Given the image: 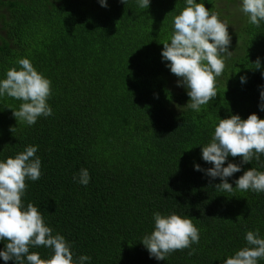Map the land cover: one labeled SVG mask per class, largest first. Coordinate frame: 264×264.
Returning <instances> with one entry per match:
<instances>
[{"label":"trees","instance_id":"obj_1","mask_svg":"<svg viewBox=\"0 0 264 264\" xmlns=\"http://www.w3.org/2000/svg\"><path fill=\"white\" fill-rule=\"evenodd\" d=\"M196 2L228 23L233 52L217 97L200 112L185 107L187 89L161 55L186 0H150L147 9L138 0H107V7L99 0H0V80L29 59L51 81L53 113L29 126L13 116L23 101L0 97V161L38 146L42 176L26 181L25 207L38 208L53 235L72 245L74 259L91 257L84 264H224L247 246L248 231L264 238V192L235 189L244 171L264 172V155L246 164L228 157L225 167L241 165L228 178L232 192L195 169L213 167L202 146L220 119H264V21L250 24L242 0ZM81 169L90 174L87 186L78 182ZM154 212L192 219L200 235L195 254L150 257L141 241L154 230ZM30 252L53 254L43 246Z\"/></svg>","mask_w":264,"mask_h":264},{"label":"clouds","instance_id":"obj_2","mask_svg":"<svg viewBox=\"0 0 264 264\" xmlns=\"http://www.w3.org/2000/svg\"><path fill=\"white\" fill-rule=\"evenodd\" d=\"M102 7H107V0H99ZM126 5L127 0H121ZM139 7L147 9L150 0H138ZM240 11L248 22L259 27L264 21V0H242ZM220 14L208 9L196 0H186V7L174 17V31L170 42L163 43L162 58L167 67L178 79V86L187 89L190 97L185 107L196 112L201 106L208 104L218 95L217 78L226 67L227 59L233 55L229 51L231 36L228 23L219 18ZM20 69L13 67L0 80V97L23 101L19 110H12L17 122L34 125L41 116H51L52 108L48 100L52 95L50 79L39 73L27 58L18 60ZM260 68L259 58L254 62ZM246 78L241 77V82ZM261 111H264V91L260 93ZM14 133L15 127L10 128ZM38 146L29 145L15 157L0 161V241H6L4 250H0V258L15 264H84L91 259L81 255L74 259L72 245L59 233L53 235V229L46 225L42 213L32 203L25 207L23 197L27 190L26 181H37L41 178V160L36 153ZM264 155V119L257 114H250L247 119L239 115L220 119L215 127L210 143L202 146V159L213 165L197 171H204L207 176L220 178L221 183L215 188L232 192V184L228 178L241 171V165L224 164L229 156L240 157L242 164L260 160ZM77 177L74 176V180ZM87 169H81L78 182L87 186L90 182ZM235 189L241 191L264 192V172L255 168L244 171L235 181ZM239 218V217H238ZM154 230L142 238V244L150 257L166 260L177 250L191 249L193 255L198 244L199 229L188 216L175 213L162 215L153 213ZM247 246L229 256L224 264H258L264 260V238H260L259 229L248 231L245 236ZM43 246L52 250L48 259H42L31 248Z\"/></svg>","mask_w":264,"mask_h":264},{"label":"rangeland","instance_id":"obj_3","mask_svg":"<svg viewBox=\"0 0 264 264\" xmlns=\"http://www.w3.org/2000/svg\"><path fill=\"white\" fill-rule=\"evenodd\" d=\"M225 12L227 13L228 11L227 10H225ZM233 11H232V9H230V11H229V13H232Z\"/></svg>","mask_w":264,"mask_h":264}]
</instances>
